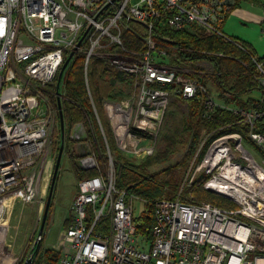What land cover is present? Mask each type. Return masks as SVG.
Wrapping results in <instances>:
<instances>
[{
    "label": "built area",
    "instance_id": "1",
    "mask_svg": "<svg viewBox=\"0 0 264 264\" xmlns=\"http://www.w3.org/2000/svg\"><path fill=\"white\" fill-rule=\"evenodd\" d=\"M237 2L0 0V264H18L8 242L5 214L12 197L27 204L35 199L36 164L48 145L50 118L48 111H39L37 86L51 84L72 53L73 58L85 56L86 66L99 57L134 76L139 84L136 104L104 106L117 147L137 157L150 156L172 97L191 99L199 89L206 91L192 73L166 62V52L156 50L157 39L165 37L164 29L184 31L196 25L228 38L222 28ZM133 21L148 48L144 52L124 46L123 35ZM257 72L262 105L241 113L252 127L264 121V63L257 64ZM167 85L176 90L165 89ZM213 106L211 100L206 102L207 108ZM249 137L263 155L249 151L240 134L216 137L207 145L208 134L196 154L207 145L195 172L206 175L202 183L206 191L234 208L188 204L179 198L158 200L152 240L141 243L133 204L116 188L110 157L105 177L79 184L57 264H264V135L251 132ZM80 166L99 170L93 154L84 155Z\"/></svg>",
    "mask_w": 264,
    "mask_h": 264
},
{
    "label": "trees",
    "instance_id": "2",
    "mask_svg": "<svg viewBox=\"0 0 264 264\" xmlns=\"http://www.w3.org/2000/svg\"><path fill=\"white\" fill-rule=\"evenodd\" d=\"M262 3V0H238L234 10L249 4L261 7ZM136 24L131 22L132 28L123 35L124 46L129 50L144 48L142 38L136 34ZM164 34L165 37L157 39L159 48L164 49L173 59V66L191 70L192 77L206 91L199 89L191 99H185L179 94L172 97L179 100L174 109L180 104L185 112L178 108L167 113L163 130L157 138V151L152 156L135 159L119 149L102 109L106 101L121 102L126 96L124 87L132 91L136 80L134 76L111 67L99 57L92 58L86 66L85 56L78 54L72 58L60 80L59 74L57 75L56 85L43 90V96L58 109L60 131L55 135L58 137L55 148L59 150L64 142V158L70 161L72 171L78 179H92L101 174L100 170H85L80 166L82 156L76 155L71 134L77 125L87 130L84 143L90 146L88 151L95 153L100 159L104 158L105 163L108 160V149L114 155L116 188L126 193L127 200L133 198L144 203L143 214L134 218L140 243L152 240L151 229L158 200L179 198L188 204L210 202L220 207H235L228 200L203 188L202 183L207 178L205 174L196 178L183 191V179L164 177L191 160L204 135L211 134L208 141L210 144L216 137L240 134L244 146L247 144L244 140L249 141L248 147L263 155L249 135L251 132L264 135V121H258L252 127L243 120L241 113L252 112L258 105H262L263 88L257 64L264 63V57L258 56L252 46L242 39L222 37L197 25L184 31L164 29ZM165 89L174 91L176 86L167 85ZM208 100L214 103L213 107H206ZM60 117L64 122V134L61 131ZM91 152L86 154H92ZM179 153L183 154V160L174 164L171 160ZM162 163H166V168L154 172L155 167ZM72 219L71 216L68 223L71 224ZM32 255L33 264L58 263L57 251L53 248L43 250L42 242L38 249H33Z\"/></svg>",
    "mask_w": 264,
    "mask_h": 264
},
{
    "label": "rangeland",
    "instance_id": "3",
    "mask_svg": "<svg viewBox=\"0 0 264 264\" xmlns=\"http://www.w3.org/2000/svg\"><path fill=\"white\" fill-rule=\"evenodd\" d=\"M245 6L248 7H244L241 10L244 13L251 14L252 16H254L256 21L258 20L262 23L263 21L262 7L260 6L249 7V5H245ZM134 28L136 31H139L136 27ZM261 29L262 26H257L253 30H251V28L248 29V33L244 35V39L250 41L253 40L254 38H257L259 35H261ZM142 44L144 45V48L138 47V48H133L131 50H135L139 52L146 51L148 48L146 47L145 43L142 42ZM156 50H161L166 52L164 49L159 48L158 45H156ZM167 56H168L167 63L172 65L173 59H171L168 54ZM200 66L205 68L203 64H201ZM183 70L193 73L191 70L186 68H184ZM54 85H56V79L53 80V82L47 85L46 87L49 88V86H54ZM37 87L40 88V98L42 99L43 102V104L42 103L40 104L41 107L39 111L40 113H44L48 111L49 114L48 117L50 118V126L48 129V145L44 150V155L38 158L36 164V171H38V176H39V183L37 184L36 197L32 202L28 204L22 202L20 199L12 197L9 206L7 208V212L5 214V223L8 226V242L10 245H12V248L16 253L17 258L19 259L18 264H25V262L32 256V251L35 247V243L39 236V231L41 228L42 219L44 216V212L50 192L51 182L53 179L56 162L61 148L60 147L59 150L55 148V143L58 140V137L57 136L55 137V135L56 133L58 134V132L60 131L59 121H58V109H56V107L52 105L45 96H43V90L46 87L45 86H37ZM137 89H139V84L137 80H135V83L133 84L132 91L129 90L128 87H124L126 96L125 98H123L121 102L127 101L136 104L138 99V92H136ZM106 102H110V101H106ZM177 102H179V100L171 99L169 101L165 114L163 115V120L160 124V131L163 130V124L168 112H170L171 110L173 111L177 110L178 108H181L185 112V108L180 104L178 108L174 109L175 105H178ZM104 104L102 109L104 111L106 119L108 120L112 133L115 136V130L113 124L109 119ZM71 134L73 137L72 140L75 143L73 149L75 150L77 156L83 157L84 155H86V153L91 152L88 151L90 146L89 145L86 146L84 143L87 138V130L85 127H82L81 125L79 126L77 125L76 130H73ZM205 137L206 135H204L201 138V142L204 140ZM244 142L247 143L246 144L247 146L246 145L245 146L249 151H251L252 153L256 152L254 148L248 147L249 146L248 144H250L249 141L244 140ZM156 143H157V139L154 144L152 143L154 145L153 146L154 150L152 155L157 151ZM206 146L203 152L199 156H196L197 152H195L194 155L191 157L190 161L184 163L182 167H180L179 169L178 168L174 169L172 172H170L168 175L164 177L166 178L175 177L176 179H180V180L183 179L181 185L182 188L181 191H183L184 188L190 185L192 180L194 181L196 180V178L202 175L200 172H195V171L198 169V167L202 162V157L204 155ZM64 150H65V146H64ZM91 153L94 154V156L97 158L100 174L105 177L109 171V159L110 157H112L114 163V155L108 149L107 152L108 160L107 163H105L104 158L100 159V157L97 156L95 153L93 152ZM180 153L177 157L171 160L174 164H177L178 162H181L183 160L182 157L183 154ZM128 156L135 159L139 158L137 156H134V153H131ZM140 160H144V159H140ZM164 168H166V163L157 165L153 171L159 172L164 170ZM194 174L196 175L194 176ZM81 180L78 179L77 176L73 173L71 163L68 159L64 158V152H63L56 189L52 200V206L50 208L48 220L42 237L43 250L49 248H53L54 250H56L57 253L59 254L58 261L63 254V247L61 246L63 241L61 243V240L64 237L65 230H67L70 226V223L68 222L72 216L71 209L74 200L79 192V184L85 179L82 181ZM130 200L133 204L134 217L137 219L143 214L142 212L144 211V203L140 200H136L133 198Z\"/></svg>",
    "mask_w": 264,
    "mask_h": 264
},
{
    "label": "crops",
    "instance_id": "4",
    "mask_svg": "<svg viewBox=\"0 0 264 264\" xmlns=\"http://www.w3.org/2000/svg\"><path fill=\"white\" fill-rule=\"evenodd\" d=\"M244 7H248V6L244 5L243 7L233 11V13L229 16L228 20L226 21L223 31L227 36L239 38L242 39L244 42H247L252 46V48L254 49V51L258 56L264 57V36L262 34L250 41L244 39V35L248 33V29L251 28V30H253L257 26H262L263 28L264 20L262 21V23L257 20L259 22L258 23L255 20L254 16L248 13H244L241 10ZM249 7H254V6L249 4ZM263 16H264V12H263Z\"/></svg>",
    "mask_w": 264,
    "mask_h": 264
},
{
    "label": "water",
    "instance_id": "5",
    "mask_svg": "<svg viewBox=\"0 0 264 264\" xmlns=\"http://www.w3.org/2000/svg\"><path fill=\"white\" fill-rule=\"evenodd\" d=\"M73 56L74 55L72 53L68 57V59L65 61V63L63 64V66H62V68L60 70V73H59V80H60L64 70L67 68V66L69 65L70 61L72 60ZM60 122H61V131L64 134L65 127H64V122H63L62 117H60ZM63 139H64V137H63ZM63 152H64V142L62 143V146H61L60 151H59V156H58V159H57V162H56L54 175H53V179H52V182H51L50 192H49V196H48V200H47L44 216H43V219H42L41 228H40V231H39V236H38L37 241L35 243V247L36 248L34 247V249H38L40 247V245H41V242H42V237H43V234H44L45 226H46V223H47V220H48V215H49V212H50L53 196H54L55 189H56V184H57V180H58L59 170H60V167H61ZM33 258H34V255H32L25 262V264H33Z\"/></svg>",
    "mask_w": 264,
    "mask_h": 264
}]
</instances>
